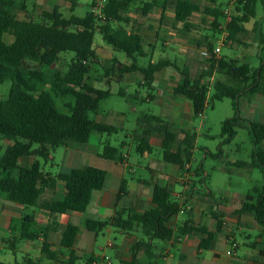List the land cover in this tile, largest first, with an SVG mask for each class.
I'll list each match as a JSON object with an SVG mask.
<instances>
[{
    "label": "trees",
    "instance_id": "obj_1",
    "mask_svg": "<svg viewBox=\"0 0 264 264\" xmlns=\"http://www.w3.org/2000/svg\"><path fill=\"white\" fill-rule=\"evenodd\" d=\"M26 1L0 0V85L8 81L12 83L8 97L0 101V198L27 208L46 209L53 214L84 213L94 192L104 187L108 176L106 171L87 167L52 176L44 172L40 162L25 168L19 165V161L24 157H38L46 162L52 152L69 142L86 144L93 133L116 134L120 131L118 127L90 117L91 113L99 114L102 101L111 96L109 90H100L90 84L89 75L100 65L95 49L96 32L99 31L103 40L115 51L125 53L132 60L131 65L118 68L119 74L140 71L143 86L150 88L155 75L174 64L169 60L150 61L143 68L137 64L138 57H149L144 37L127 27L130 22L128 13L137 0H107L102 18L92 10L84 17L76 16V2L72 3L69 16L59 6L33 16L28 11ZM260 1L263 0H236L235 15L226 25L229 41H237L238 35L244 31L242 25L255 17ZM216 2L211 0L213 4ZM94 6L95 0L91 4V7ZM155 8L161 9L162 17L168 9H174L175 21L183 23L186 29H189L188 21L196 12L203 11L214 17L217 20L213 24L215 30L219 27L218 20L224 17L221 6L202 8L190 0H151L145 2L141 11L147 16ZM20 11L25 13L23 18L19 17ZM207 49L211 54L215 50L211 43ZM66 53L74 54L66 72H45L28 69L24 65L29 58L50 69ZM207 63V68L194 78L188 71H182V81L173 89V94L189 100L196 116L202 115L210 104L231 99L234 115L222 123L220 153L224 145L234 140L237 130L245 128L254 145L252 163L262 171L264 177V124L244 119L239 105L243 95L264 94V60L255 70L248 63L227 57H212ZM103 68L107 76L111 74L110 69ZM214 74L225 76L227 81H217L211 87L210 80ZM58 97L71 98L65 104L67 112L60 110ZM126 98L132 100L130 96ZM154 134L162 140L165 162L184 167L185 162L190 161L195 135L187 133L185 139L179 140L170 121L151 113H142L138 117L137 128L133 132L139 154L153 153L150 138ZM116 152L112 147H105L102 155L113 158ZM220 153L211 156L217 157ZM238 165L243 167L246 163ZM59 181L66 185L63 199L43 200L45 192L55 190ZM126 186V182H123L119 197ZM151 204L152 207L144 212L118 211L109 221L87 220L85 227L95 233L109 226L123 233L139 229L146 241L133 245L131 259L122 264H143L138 257L139 251L145 247L150 254L154 241L167 243L196 233L206 236L201 239L200 249L208 250L223 227V216L218 213L213 214L217 222L216 232L194 225L192 211L188 212L189 218L184 223L174 227L172 222L182 212V205L173 199L167 188L159 185L155 186ZM244 213L251 214L264 228V183L247 194L243 207L237 211L239 215ZM78 233V227H68L62 245L72 249ZM27 238L35 239V236L28 235ZM42 252L51 261L57 257V254L50 252L47 243H44ZM71 255L74 256L73 251ZM261 255L264 256V252ZM93 262L90 259L86 264Z\"/></svg>",
    "mask_w": 264,
    "mask_h": 264
},
{
    "label": "crops",
    "instance_id": "obj_2",
    "mask_svg": "<svg viewBox=\"0 0 264 264\" xmlns=\"http://www.w3.org/2000/svg\"><path fill=\"white\" fill-rule=\"evenodd\" d=\"M190 1L194 2L193 0ZM219 5L217 0L216 4L212 3L211 7H219ZM156 9L159 10L161 20L165 19L168 10L165 12V16L162 17L161 9L155 8L154 10ZM222 10L224 13L222 19L224 21H221V19L218 20V29L222 30V38L215 46V49L217 47L221 48L219 58L227 57L228 59H237L243 63H248L249 54L247 50L255 47L256 55L262 62L264 60V0L257 4L255 17L242 25L244 31L238 35L236 42L228 40V33L226 31V25L232 21L235 13L232 15L227 8L224 10L223 7ZM196 13L211 18L212 26L217 22L214 17L206 15L203 11ZM196 13L189 19V27ZM173 17L175 20V13ZM177 25L181 33L189 31V29L184 27L183 23L177 22ZM218 29L215 31H218ZM137 32L141 34L140 31ZM176 37V45L180 43L184 44L191 37H194L196 40V46L190 45L188 49L185 48L184 50L183 47L180 49L182 58L185 59L187 64H190V62L198 64L200 56L202 57V51L207 49L209 43L212 44V41L203 34H196L194 36L185 34V36L176 35ZM223 43L225 44L223 45ZM168 44L170 48L165 51L171 54L173 52V45L171 42ZM224 46L230 49V57L223 55ZM197 47L200 50L195 49ZM243 49H245V52L242 51ZM96 52L100 59V65L98 66L102 68V72L101 77H98L96 73L97 69L95 68L89 75L90 84L100 90H109L111 92L110 97L120 94L123 97L130 96L132 99H139L140 96L138 94L136 96L128 95L119 84L124 81L131 83L134 78V83L138 84L139 87H144L142 73L136 71L120 75L118 68L129 66L132 63L121 61L118 57H115V54L104 57L97 49ZM160 60H169L175 65L171 59ZM150 61L153 63L156 62L153 59H150ZM137 64L142 68L146 67L141 66L138 62ZM207 64V62L204 63V66L200 69L207 68ZM103 67L110 69L111 74L107 76ZM167 68L155 75L154 83L149 88L152 91L157 90L158 97L154 93H147L146 98H143V100L154 102L161 107V114H151L170 121L173 124L174 131L177 133L179 140L185 139L187 133L194 134L197 138V132L192 131L188 127L180 131L176 129L175 122L187 120L192 115H196L189 100L181 95L173 94V89L182 81V75L180 74L179 77H176V72L166 71ZM252 68L254 70L257 69L256 67ZM214 77L215 74L211 79L212 81ZM94 81H97V83H94ZM167 86L175 96L170 102L163 98V89ZM211 94L212 91L210 92ZM242 97H246V113L254 118L253 120L244 119L264 124V94H246ZM124 118V115L120 114V118L117 121H97L120 128V131L116 133L119 134L124 131V128L120 125V122H123ZM136 128L127 136L137 152L136 145L133 141V132ZM111 135V133H93L89 142L86 144L69 142L52 152L48 159L51 161L57 160L56 166L60 171L54 175L50 172H45L43 168L46 174H51L52 176L66 174L74 169H84L87 167L99 168L108 173L104 187L94 192L92 201L84 213L69 212L65 214H53L46 209L32 208L31 210L25 206H20L4 198H0V229L6 234L5 238L0 239V248L8 249L12 254H22V262H8L7 264H72V261L74 264H86L90 259L94 260L92 264H100L95 258L97 257L95 249L99 240V233L87 230L85 227L86 221H109L118 211L122 210H137L138 212L149 210L152 207L151 198L153 191L157 185L167 188L171 192L173 199L182 205V212L172 222L174 227L184 223L189 218V211H192L191 217L194 225L204 226L212 232L217 231V222L213 218V214H222L223 227L220 232H217V236L208 250L200 249L201 239L206 236L198 233L175 238L167 243L154 241L152 242L153 249L150 254L145 247L139 251L138 257L143 264L153 262H157V264H264V256L261 255L264 252V228L255 221L251 214H237V211L243 207L247 195L241 201L232 204L223 198L216 199L210 189L205 191L199 189L197 182H205V173L203 168L192 170L191 159L185 162L184 167H180L165 162L163 158L162 160H154L151 158L152 153H145L142 157L145 160H149V163L146 166H137L132 162L130 151H126L130 147L129 144L123 141L121 147L113 146L109 138ZM150 143L154 150L161 149L162 140L158 135H152ZM105 147H112L117 150L113 158H106L102 155ZM36 162L41 163L40 158L24 157L20 159L19 165L21 167L31 168ZM233 164L239 166L238 164H241V162H234ZM252 167H254L253 163ZM140 173L143 174L139 175ZM123 182H126V190L119 197ZM178 184L182 185V189L178 188ZM65 193L66 185L63 181H59L55 190H47L45 192L43 200H62ZM183 216H185L184 219ZM201 217L207 222V225H204V223L200 224ZM70 226L79 228V233L72 249L62 245L63 236ZM253 228L258 231L255 233L256 235L248 233ZM104 231L111 234L116 230L114 227L109 226ZM116 232L121 236L120 242H109L107 247L115 249L117 255H119V264H122L131 259L133 245L140 241H146V238L139 229L131 233H123L118 229ZM238 233L244 234V242L238 240ZM28 235H34L35 239L27 238ZM232 242H236L238 247L232 256H228L227 251L230 249ZM44 243L49 245L50 252L57 254L56 259L53 261L44 256L42 252ZM72 251L74 254L73 257L71 255ZM177 257L179 260H177ZM101 258L103 262L113 264L111 258L107 256H102Z\"/></svg>",
    "mask_w": 264,
    "mask_h": 264
},
{
    "label": "rangeland",
    "instance_id": "obj_3",
    "mask_svg": "<svg viewBox=\"0 0 264 264\" xmlns=\"http://www.w3.org/2000/svg\"><path fill=\"white\" fill-rule=\"evenodd\" d=\"M93 0H28L26 5L28 11L31 15L37 16L43 10L52 11L55 6H60L63 13L66 16L70 15V8L72 7L73 2H77L75 7V15L78 17H84L88 12L91 11V4ZM151 0H137L133 4L128 13V18L130 24L128 29L140 31L141 35L144 37L145 48L150 55V57L142 58L138 57L137 61L141 66H147L150 59L155 60L156 62L160 59H171L175 63L174 67H169L166 71L176 72V77H179L182 71H191V77L197 76L201 71V67L206 63V59L200 56L199 63L190 62L187 64L185 59L182 58L180 49L182 47L188 49V46H196V40L194 37L188 38L187 42L184 44L176 45L175 40H177L176 35L188 34L190 36L203 34L206 35L209 40L212 41V45L216 46L219 40L222 38L221 31H215L211 23V18L207 16L196 13L189 27V31L181 33L180 28L175 22L173 17V9H168L166 18L161 20L159 10L156 9L152 11L148 16H145L141 11V8L144 6L145 2ZM194 2L199 3L202 7L212 6L211 0H193ZM209 1V2H208ZM219 6L229 10L230 14L235 13L236 1L230 0H218ZM25 13L20 11L19 17L23 18ZM221 21H224L221 18ZM190 33V34H189ZM12 41V39H8ZM169 42L172 43V53L169 54L166 49L170 48ZM168 44V45H167ZM225 43H223L224 45ZM155 46V49H154ZM95 48L97 51L108 57L115 54V57H118L123 62H130L132 60L128 59L127 55L123 52H115L111 46H109L102 37V34L97 31L95 34ZM200 50V48H195ZM242 51L245 52V49ZM241 51V52H242ZM249 54L248 63L252 67L258 68L261 64L260 59L256 55V48H250L247 50ZM168 53V54H167ZM194 54V53H193ZM223 55L231 56L230 49L226 46L223 47ZM74 57L73 53H66L60 56V60L55 63L50 69L48 66L40 64L38 61L32 59L25 60V67L33 70L41 71H61L66 72L69 68V65ZM202 62V63H200ZM96 73L98 77H101L102 68L96 66ZM134 77V76H133ZM217 81L226 82L227 78L220 74H215L214 80L210 81L211 87ZM133 82V83H132ZM131 83L126 81L119 84L122 87L123 91L127 92L128 95L140 96L139 99H132L131 101L127 100L126 97L122 95H114L102 101L100 105L99 114H90V117L99 121H113L120 118V114L124 115V121L120 122V125L124 128V131L119 134H112L109 138L113 146L121 147V143L126 141L129 144V148L126 151H130V156L133 164L137 166H146L149 163V160H145L141 154L135 151L134 145L129 141L128 134L131 133L137 127V119L142 113H154L161 114V107L154 102L144 101L143 98H146L147 93H154L158 97L157 90L152 91L148 87H139L138 84L134 83L135 79H132ZM97 83V81H94ZM11 81L6 82L5 84L0 85V101L5 100L8 97V94L11 89ZM118 86V87H119ZM158 89V88H156ZM163 98L166 101H171L175 96L172 94V91L168 89V86L165 87ZM71 101V98L58 97L57 102L60 110L67 112L65 104ZM246 97H242L240 100V111L241 116L246 119L253 120L252 116H249L246 113L245 107ZM234 115V108L231 99H224L220 102H215L210 104L204 113L199 116L192 115L190 119L183 120L180 122H175L176 129L178 131L186 129L187 127L192 131L197 132V138L195 142V147L193 149V155L191 158L192 170H197L203 168L205 173V182H197L198 188L201 190L210 189L213 192V196L216 199H226L232 204L237 203L245 197L251 189L256 186H261L264 183V177L262 171L257 167H252V153L254 145L251 141L248 130L240 128L237 130V135L230 144H226L223 147V150L220 153V147L222 143V123L231 118ZM36 147V146H35ZM60 150H62L60 148ZM219 156L214 157L210 154ZM151 158L154 160H162V150L155 149L151 154ZM41 164L45 172H50L52 174H57L60 170L56 166L57 160L51 161L48 160L45 162L40 159ZM234 162H243L246 163L245 166L240 167ZM153 163V162H152ZM140 173L139 175H142ZM149 177V174H148ZM178 188L182 189V185L178 184ZM212 203V201H211ZM32 210V208H30ZM193 210V209H192ZM207 216V215H206ZM185 216H183V219ZM207 225V222L204 221L203 217L200 218V224ZM116 231L117 229L114 228ZM114 231L111 234L106 233V231L99 232V240L95 249L97 255L96 260L100 264H107L102 261V256H107L112 259L113 264H119V255L115 249L107 247L109 242L119 243L121 236L118 232ZM258 231L256 229H250L248 233L256 235ZM6 237V234L0 229V239ZM237 238L240 242H244V234L238 233ZM7 241V240H6ZM178 253V252H177ZM177 260L178 257H177ZM22 262V254L14 253L12 254L8 249L0 248V262L5 263H14Z\"/></svg>",
    "mask_w": 264,
    "mask_h": 264
},
{
    "label": "built area",
    "instance_id": "obj_4",
    "mask_svg": "<svg viewBox=\"0 0 264 264\" xmlns=\"http://www.w3.org/2000/svg\"><path fill=\"white\" fill-rule=\"evenodd\" d=\"M107 0H95V6L92 7V12L96 14V16L102 18L103 16V9L105 7ZM221 53V48L217 47L213 54L209 52L208 49H205L202 51V57L206 60L211 59L214 57L215 59H219ZM238 247V244L236 242H232L230 245V249L227 251L228 256H232L236 248Z\"/></svg>",
    "mask_w": 264,
    "mask_h": 264
}]
</instances>
